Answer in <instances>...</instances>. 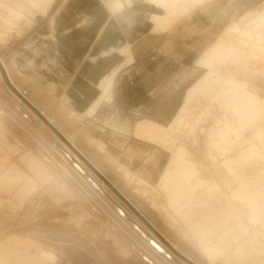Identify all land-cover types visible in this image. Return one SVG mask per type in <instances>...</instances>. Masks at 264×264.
Segmentation results:
<instances>
[{"label": "rangeland", "instance_id": "rangeland-1", "mask_svg": "<svg viewBox=\"0 0 264 264\" xmlns=\"http://www.w3.org/2000/svg\"><path fill=\"white\" fill-rule=\"evenodd\" d=\"M162 1L0 0V119L13 131L32 140L37 137L40 155L46 152L75 171L80 183L56 174L87 211L84 223L68 220L69 211L47 191L53 176L47 171L44 176H33L21 164L30 152L0 122V161H6V170L16 163L27 187L38 197L50 198L58 208L38 200V206L22 218H4L5 224L0 221V247L3 243L28 256L30 264H264V229L249 218L252 209L247 206L262 195L264 186V135L251 136L254 126L264 127V120L254 118L259 112L264 114V77L248 76L263 69L264 61L242 70L232 62L242 60L248 51H238V59L226 56L222 62L214 61L211 53L221 37L226 47L233 42L242 47L244 41L230 30L233 25L254 35L248 44L263 45L264 0H206L180 20L171 21L167 32L168 20L174 18L158 21L164 13L156 5ZM214 4L220 12L209 19L208 8ZM220 22L226 25L209 46L205 42L201 46L200 36ZM58 25L79 32L81 42L83 37L89 40L86 61L102 74L85 110L74 104L67 87L51 73L49 80L43 79L38 66L27 67L35 63L43 39L56 37ZM247 57L257 59L251 54ZM44 63L43 67L51 65ZM233 91L239 93L236 99L246 95L259 102L260 109L231 112L223 101ZM120 110L126 123L123 129L114 114ZM223 110L229 114L223 115ZM231 114L233 135L224 143L221 158L214 160L208 142L221 132L225 116ZM111 115L114 119H104ZM142 121L148 124L138 129ZM146 131L161 145L143 137L149 136ZM116 138L127 140L123 148H117ZM136 140L145 148L140 160L128 153ZM152 155L164 159L162 169L148 164ZM166 167L184 178L180 192L172 185L179 176L167 174ZM244 173L249 174L252 185L245 194L236 191ZM260 177L263 180L258 182ZM210 204L219 211L223 205L222 214H214L217 208ZM204 215L217 217L216 221L206 217L209 222ZM235 220L245 223L246 232L235 234L234 240L231 228ZM112 224L120 227L123 237L129 239L131 234L140 244L132 241L136 248L129 247L111 231ZM116 241L133 256L120 257L116 250L121 248L113 244ZM3 258L0 253V261Z\"/></svg>", "mask_w": 264, "mask_h": 264}, {"label": "crops", "instance_id": "crops-1", "mask_svg": "<svg viewBox=\"0 0 264 264\" xmlns=\"http://www.w3.org/2000/svg\"><path fill=\"white\" fill-rule=\"evenodd\" d=\"M219 11V5H209L208 8V17H214L215 13ZM212 12V13H211ZM220 12V11H219ZM210 13V14H209ZM214 13V14H213ZM223 14V13H220ZM219 14V15H220ZM212 15V16H211ZM224 15H226L224 13ZM202 22V21H201ZM190 24L187 22V25ZM220 24V25H219ZM186 24L184 25V30H187ZM201 25V24H200ZM226 25V22L217 23L216 25L211 26L209 30L205 32V34L201 35V46L205 43L212 42L217 32ZM59 29H57L56 37L52 40H48L46 38L43 39L41 44L38 46V55L36 54L35 63L31 65L27 64V67L35 69L38 66V74L42 73L41 76L44 79L50 78V73L52 77H56L62 84H64L67 88L68 95L72 98L74 104L82 110H85L87 106L93 99V95L96 92V82L101 78L102 75L100 71L95 70L93 67L91 68L90 61H86V52L89 47V40L86 37H83L82 42L80 41V34L68 26L58 25ZM82 31L84 28L81 27ZM78 36V37H77ZM87 39V40H86ZM206 45V44H204ZM38 62V63H37ZM44 62L51 63L49 66H44ZM99 62H102L99 60ZM104 62V61H103ZM89 74V75H88ZM91 76V77H89ZM39 77V76H38ZM94 109H92V112ZM122 110L115 111L114 114L119 116V120L116 121L121 128H124L126 125L123 120ZM106 121L112 120L114 118H105ZM0 122L8 128L15 136L22 141L24 147L29 150L30 154L27 158L22 159L21 164L24 165L29 171L33 174V176L43 175L45 171L50 172L53 176L51 183L47 187V191L53 196V198L60 204L62 203L63 208L68 210L71 214V217L68 220H72V222H82L86 221V212L84 208L81 207L80 200L76 198V196L72 193L71 189H69L64 183L59 180L58 175L48 167L40 153H38V147L36 140H32L28 138L26 135L20 134L16 131H13L6 122L0 119ZM144 122V123H143ZM148 124L145 121H142L137 124L139 126L143 124ZM145 127V125H143ZM149 127L148 125L146 126ZM239 127V124L237 125ZM241 127V126H240ZM149 136H143L146 138H150L151 141H154L157 144H160L159 141L155 140L150 135V131H146ZM139 136V133H138ZM141 136V135H140ZM139 139V138H137ZM165 139V138H164ZM126 139H118L116 138L117 148L121 149L126 144ZM168 141V140H167ZM169 143V142H168ZM128 153L140 160L142 157H145V148L143 144H140L138 140L133 141L131 145L128 147ZM135 159V160H136ZM148 164L152 165L155 170L162 169L163 161L161 156H151ZM6 161H0V221L2 222L4 218H22L23 214H25L28 210L32 208H36L38 206L39 201H46L48 206L55 208L58 210L56 204L50 202V198L45 195L38 194L33 190H30L27 187V184L22 180V168L18 166L16 163L13 166L6 170ZM46 164V165H45ZM164 171L167 174L172 175L173 177L179 176L177 180L173 178L172 185L178 189L180 192L182 189L180 185L183 183L184 178L182 175H178L175 173H171L168 170V167L164 168ZM44 176V175H43ZM185 191V190H184ZM2 223H6L3 221ZM119 246L121 249L116 253L124 258L128 259L129 256H133L129 253V251H123L124 247L116 241L113 243ZM31 246L38 249V245L31 242ZM123 248V249H122ZM12 249L6 248L5 244H1L0 253L4 255L5 258L1 259L0 264H30L31 261L28 256L20 254L17 251H11ZM8 251V252H5ZM27 258V259H26Z\"/></svg>", "mask_w": 264, "mask_h": 264}, {"label": "bare ground", "instance_id": "bare-ground-1", "mask_svg": "<svg viewBox=\"0 0 264 264\" xmlns=\"http://www.w3.org/2000/svg\"><path fill=\"white\" fill-rule=\"evenodd\" d=\"M206 0H196V1H192V0H165V1H162L160 4H158V5H156V7L157 8H159V9H161L162 10V13H164V15H162V16H160V17H162V18H159V22L160 23H164L165 21H167V17L168 16H172L174 19H169L168 20V23H169V27L164 31V32H167V31H169L170 30V28H172L171 27V25H172V22L171 21H174V20H180L181 19V17L183 18L185 15H187L188 13H189V11L194 7V6H196V5H201V4H203L204 2H205ZM211 1V0H210ZM213 4V3H212ZM70 4H68V6H69ZM71 6V5H70ZM72 7V6H71ZM212 13V12H211ZM210 14V13H209ZM214 14V13H213ZM212 16V15H211ZM224 17V16H223ZM210 18H212V17H210ZM186 19V18H185ZM223 19V18H222ZM216 20V19H215ZM264 20V19H263ZM214 21V20H213ZM181 23V22H180ZM221 23V22H220ZM183 24V23H182ZM174 25V24H173ZM214 25V24H213ZM220 25V24H219ZM217 26V25H216ZM218 27V26H217ZM153 29V28H152ZM173 29H171V31H172ZM230 30L233 32H235V33H233L234 34V37H236V36H238L239 38H241L243 41H244V43H243V45H242V47L240 48L239 47V45L237 44V42L235 43V42H233L232 44H229L228 45V47H226L227 45H226V43L224 42V37H221L217 42H216V44L211 48V53L212 54H214V61H218V62H222L223 60L222 59H224V57H229L230 55H232L231 57H229L230 59L232 58V57H234V58H236V59H238L239 58V56H238V51L240 52V51H242V50H246V51H248L247 53L245 52L244 54H245V56H242L241 54H243V53H240V56H242V60H240V59H238V60H235L234 59V61L232 62V63H235V64H237V65H239L240 67H241V69L243 70V69H247V68H252V67H254V65H257L258 63H260V62H262L263 63V61H264V44L263 45H260L259 43L257 44V43H252V44H248L251 40H253L254 41V39H253V37H254V35L252 36L249 32L250 31H246V30H244V29H238V27L237 26H235V25H233V26H231L230 27ZM176 32V31H175ZM236 32L238 33V34H236ZM264 33V32H263ZM169 34H171L170 32H169ZM168 35V34H167ZM166 35V36H167ZM232 35V34H231ZM224 36H226V34L224 35ZM180 37V36H179ZM246 37V38H245ZM232 41V40H231ZM259 42H260V40H258ZM225 43V44H224ZM229 43V42H228ZM198 44V43H197ZM246 44H248L247 46H246ZM226 45V46H225ZM238 49V50H237ZM208 53V52H207ZM248 54H251V56H254L255 58H257L256 60H250V59H248ZM238 56V57H237ZM211 58H212V56H210ZM245 57V58H244ZM226 60V59H225ZM224 60V61H225ZM227 61H228V58H227ZM229 62V61H228ZM224 63V62H223ZM234 64V65H235ZM222 65V64H221ZM221 65H219V67L221 66ZM233 65V64H232ZM216 66V65H215ZM239 66H236V67H238L239 68ZM209 67H213V65L211 64ZM228 67V66H227ZM231 67H234V66H231ZM235 67V68H236ZM237 68V69H238ZM259 74V76L261 75V77L263 76L264 77V68L263 69H261V70H259V71H253V73L251 74L250 73V75H248V76H250L249 78H252L253 79V77L252 76H257ZM252 75V76H251ZM259 76H257L258 78H260ZM247 79V78H246ZM249 80H251V79H249ZM258 80V79H257ZM256 80V81H257ZM260 81H261V79H259ZM264 80V79H263ZM248 81V80H247ZM258 82V81H257ZM252 83V82H251ZM255 84V83H254ZM111 85V84H110ZM110 85L109 86H107V88L106 89H109V87H110ZM190 91H192V88H191V90ZM231 92V91H230ZM239 93L238 92H236V91H233L230 95L228 94V96H226L225 97V100L223 101V103H224V106H226V108L227 109H229L231 112L232 111H235L236 113H240L241 111H243V110H249V111H251L252 109H260V104H259V102H257V101H255V100H253V99H250L248 96H246V95H241L240 97H238L237 99L234 97L235 95L237 96ZM189 96H191L190 94H189ZM231 96H233V98H231ZM257 98V97H256ZM188 99V98H187ZM189 100V99H188ZM186 101V100H185ZM186 103H187V101H186ZM185 104V103H184ZM186 105H188V103L186 104ZM2 104H1V102H0V110L2 109ZM183 107H185V106H183ZM182 107V110L184 109V111H187V110H185V108L186 107H188V106H186L185 108H183ZM189 110V109H188ZM224 111V110H223ZM229 111V112H230ZM224 114L223 115H225L226 113H225V111L223 112ZM227 114H229V113H227ZM221 115H222V113H221ZM222 117H224V116H222ZM226 117V123H225V125H224V127H223V129L221 130V132H219V133H215V134H213V136H215V139H211L212 141H209L208 142V149L207 150H209L212 154V159H214V160H216L217 159V157L218 158H221V156H218V155H220V153H221V151H222V149L224 148V146L223 145H225L224 143L225 142H228L229 141V139L232 137V133H233V116H232V114L229 116V115H226L225 116ZM254 118H256L257 120V122H260V121H262V120H264V114L262 113V112H259ZM244 120V119H243ZM225 122V121H224ZM223 122V123H224ZM222 128V127H221ZM25 129H26V127H25ZM161 130V129H160ZM218 130H220V129H218ZM164 132V131H163ZM166 132V131H165ZM212 135V134H211ZM264 135V127H260V126H254V129H252L251 130V136H253V138H260L261 136H263ZM213 136H211L212 138H213ZM162 137V136H161ZM210 139V138H209ZM149 142V141H148ZM221 143H223L222 145H221ZM161 145V144H160ZM171 146V145H170ZM202 146H204V145H202ZM221 146H223L222 148H221ZM203 148V147H202ZM259 148V147H258ZM261 148H262V152L264 153V143H261ZM261 148H259V149H261ZM207 152V151H206ZM49 153V152H48ZM217 153V154H216ZM262 154V153H261ZM50 154H46V152H45V154H41V156H42V159L44 160V163H46L47 165H48V167H50V169H52V171H54L55 173H58L65 181H68V179H70V178H72V177H74V179H76L77 181H78V183H80L81 181H80V178H78V177H76V176H74L73 174H76L75 173V171L73 172L72 171V168H70V166H68L67 165V163L65 162V161H61L60 162V160H58V159H56L54 156L52 157H50L49 156ZM68 157V156H67ZM70 160H71V158L70 157H68ZM205 159H206V157H205ZM262 159H263V161H264V155L262 156ZM207 161H208V157H207V159H206ZM205 160V161H206ZM206 163V162H205ZM207 163H209V161L207 162ZM264 163V162H263ZM262 163V164H263ZM45 164V165H46ZM223 165H225V167L226 168H233L232 166H229L228 164H223ZM222 166V165H221ZM75 167L77 168L78 166H77V164H75ZM198 167V166H197ZM216 167V166H215ZM223 167V166H222ZM61 168L63 169V170H61ZM219 168V167H218ZM78 169V168H77ZM210 169V168H209ZM252 169V168H251ZM247 170H249V169H247ZM215 171H217V169L215 170ZM253 171V170H252ZM81 172L83 173V170H81ZM211 172H212V170H211ZM217 174H218V171H217ZM241 174V173H240ZM256 174V173H255ZM83 175H85L84 173H83ZM219 175V174H218ZM221 175H223V174H221ZM248 176H249V174L248 173H244L242 176H241V180H240V186H241V188L240 189H237L236 191H242V192H244V194H245V192H247L248 190H250V189H252L251 187H252V185H250V182H249V180H248ZM68 177H70V178H68ZM76 177V178H75ZM193 177V176H192ZM205 177V176H204ZM222 177V176H221ZM258 177V176H257ZM1 178V177H0ZM223 178V177H222ZM221 178V179H222ZM223 180V179H222ZM261 180H263L261 177H260V179L258 180V182H260ZM221 182V181H220ZM229 182V181H228ZM67 183V182H66ZM195 183V182H194ZM230 183V182H229ZM95 184V183H94ZM226 184V183H225ZM100 191V190H99ZM258 190H256V192H257ZM261 191L263 192L262 193V195L261 196H256L255 198H253L252 200H251V202L250 203H248L247 204V206L248 207H250L251 209H252V211L250 212V213H248V216H249V218L250 219H252L254 222H257V223H259L261 226H262V228L264 229V186L262 187V189H261ZM201 192V191H200ZM241 192V194L243 195V193ZM101 193V192H100ZM215 193V192H214ZM240 194V193H239ZM240 194V195H241ZM80 195H81V197H82V199L83 198H86L85 196H84V194H82V193H80ZM236 195V194H235ZM105 196V195H104ZM234 196V195H233ZM220 198V197H219ZM232 198H234V197H232ZM217 199V198H216ZM221 199V198H220ZM205 200V199H204ZM206 200H207V198H206ZM222 200V199H221ZM242 200H243V198H242ZM214 202V201H213ZM213 202H212V204H213ZM212 204H210L213 208L214 207H216L217 205H212ZM216 204H219V203H216ZM159 205V204H158ZM172 205V204H171ZM200 205V204H199ZM220 205V204H219ZM218 205V206H219ZM223 206V205H222ZM222 206H220L221 208H222V210H221V208L219 207V209L221 210V211H219L218 210V207H216V208H214V209H216V210H214L213 208H212V211L214 210L215 211V213H214V211H213V213L214 214H216V212H220L219 214H222V212H223V207ZM101 207H103V206H101ZM200 207H201V205H200ZM243 207V205L242 206H240V208H242ZM210 208V207H209ZM239 208V209H240ZM105 209V208H104ZM195 209V208H194ZM202 209V208H201ZM198 210V209H197ZM230 210V209H229ZM202 211H205V210H201L200 212H202ZM207 211H209V213H211L212 211L210 210V209H207ZM211 211V212H210ZM226 211V210H225ZM246 211V210H245ZM105 212L106 213H108L109 211H106L105 210ZM231 212V211H230ZM196 213V212H195ZM206 213H208V212H206ZM171 214V213H170ZM199 214V213H198ZM197 214V216H202L203 214H205V212H203L202 213V215L201 214H199L198 215ZM212 214V213H211ZM210 214V215H211ZM224 214V213H223ZM244 214V213H243ZM172 215V214H171ZM195 215V214H194ZM206 215V214H205ZM205 215H204V217H205ZM217 215V214H216ZM215 215V216H216ZM112 216V215H111ZM214 216V215H213ZM232 216V215H231ZM230 216V217H231ZM195 217V216H194ZM206 217H208L209 218V216H206ZM206 217L204 218V219H206ZM193 218V217H192ZM196 218V217H195ZM202 219H203V217H201ZM200 218V219H201ZM206 219V220H208L209 221V219L212 221H214L217 217H215V219H212V217L211 218H209V219ZM220 218V217H219ZM224 218V217H223ZM198 219V218H197ZM230 219V218H229ZM231 219H232V217H231ZM230 219V220H231ZM199 220V219H198ZM219 220V219H218ZM227 220V219H226ZM242 220V219H241ZM241 220H235L234 222H233V224H232V228H231V230H232V233H233V235L235 236L234 237V240H235V238L237 237L236 235H240V234H242V233H244L245 234V229H244V227H245V223L243 222V221H241ZM205 221V220H204ZM212 221V222H213ZM216 221V220H215ZM214 221V222H215ZM228 221V220H227ZM210 222V221H209ZM212 222H211V224H212ZM219 222H221V220H219ZM218 222V223H219ZM202 223H203V221H202ZM207 223V222H206ZM223 223H224V221H223ZM229 222H227V224H228ZM184 224V223H183ZM213 224H215V223H213ZM219 224H221V223H219ZM226 224V226H228ZM239 224V225H238ZM216 225V224H215ZM223 225V224H222ZM230 225V224H229ZM204 226V225H203ZM213 226V225H212ZM219 226V225H218ZM222 227V226H221ZM199 228V227H198ZM197 228V229H198ZM203 228V227H202ZM201 228V229H202ZM229 228V227H228ZM110 229H111V231L116 235V236H118V237H120L121 239H122V241L124 242V243H126L129 247H131V248H133V249H135L136 248V246L134 245V243H132V241H134L136 244H140L139 243V240L137 239V237H136V239L131 235V234H129V239H131V240H129V239H127V238H125V237H123V235L122 234H120V227H118L117 225H110ZM204 229V228H203ZM229 230V229H228ZM230 232V231H229ZM249 232V231H248ZM141 233V232H140ZM226 234V233H225ZM230 234V233H229ZM236 234V235H235ZM202 235V234H201ZM226 235H228V234H226ZM225 235V236H226ZM203 236V235H202ZM205 236V235H204ZM203 236V237H204ZM229 237V236H228ZM194 238H195V236H194ZM225 238V237H224ZM239 238V237H238ZM227 240V239H226ZM256 240H257V238H256ZM196 241H198V240H196ZM249 241V240H248ZM204 242V241H203ZM236 242H238V241H236ZM246 242V241H245ZM200 243V242H199ZM232 243V242H231ZM234 243V242H233ZM246 244V243H245ZM199 245H201V244H199ZM250 245H252V243L250 244ZM204 246H206V244L204 245ZM253 246V245H252ZM203 247V246H202ZM247 247V246H246ZM249 247V246H248ZM222 248V247H221ZM200 249V248H199ZM202 249V248H201ZM210 249V248H209ZM245 249V248H244ZM246 250V249H245ZM208 251V250H207ZM206 251V252H207ZM150 251H148V253H149ZM203 252V251H202ZM212 252V251H211ZM222 252V251H221ZM243 255V254H242ZM145 256V259L146 260H148V262H151L152 260H150V258L148 257V256H146V255H144ZM206 256V255H205ZM214 256V255H213ZM211 257H212V255H211ZM155 258V257H154ZM205 258V257H204ZM209 258H210V256H209ZM213 258V257H212ZM212 258H210V259H212ZM27 259V258H26ZM43 259V258H42ZM156 259V258H155ZM208 259V258H207ZM153 262V264H155L156 263V261H155V263H154V261H152Z\"/></svg>", "mask_w": 264, "mask_h": 264}]
</instances>
